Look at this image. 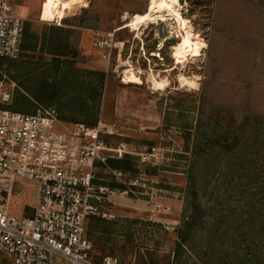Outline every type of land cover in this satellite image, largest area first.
Instances as JSON below:
<instances>
[{
  "label": "rangeland",
  "instance_id": "obj_1",
  "mask_svg": "<svg viewBox=\"0 0 264 264\" xmlns=\"http://www.w3.org/2000/svg\"><path fill=\"white\" fill-rule=\"evenodd\" d=\"M36 1L33 49L1 65L0 106L52 107L59 132L115 129L124 152L110 162L132 167L119 181L110 162L100 170L110 190L86 221L95 260L264 264V0H158L156 11L151 0H77L63 15ZM108 34L104 58L94 41ZM36 194L35 182L0 176L10 217L31 215Z\"/></svg>",
  "mask_w": 264,
  "mask_h": 264
},
{
  "label": "built area",
  "instance_id": "obj_2",
  "mask_svg": "<svg viewBox=\"0 0 264 264\" xmlns=\"http://www.w3.org/2000/svg\"><path fill=\"white\" fill-rule=\"evenodd\" d=\"M25 20L9 0H0V60L22 53ZM104 58L114 47L113 35L94 41ZM5 101V98L3 99ZM0 103L2 101L0 100ZM52 107L32 114L0 108V176L37 185L36 205L29 216L10 217L0 204V253L9 264H118L94 258V242L86 221L100 215L109 187L100 176L110 159L121 157L122 144L112 147L115 129L98 122L76 123L68 133L56 130ZM117 181L124 172L113 170Z\"/></svg>",
  "mask_w": 264,
  "mask_h": 264
},
{
  "label": "trees",
  "instance_id": "obj_3",
  "mask_svg": "<svg viewBox=\"0 0 264 264\" xmlns=\"http://www.w3.org/2000/svg\"><path fill=\"white\" fill-rule=\"evenodd\" d=\"M57 29V28H56ZM34 37V34L33 33H30L28 27H26L24 29V34H23V40H22V53L21 55L27 53V52H30L32 51L33 49V46H32V38ZM30 42V43H29ZM58 52V53H57ZM54 54L55 55H60L61 56V53H59V51H54ZM13 62V59H2L0 60V67L3 63H7V64H11ZM1 109H6L5 106H0ZM13 111H17V112H21V113H26V114H31L32 112H25V111H22L20 109H12ZM59 116V115H58ZM59 118V117H58ZM84 124L88 125V126H94L96 124V121L95 122H84ZM111 169L113 170H120L124 173H127L129 171H131V167H132V164L130 163V161L125 158V159H120V160H117V161H111L110 162V165ZM121 188H123L121 186ZM186 226H188V228H190L191 225H187L186 223ZM89 237V236H88ZM179 243L177 244L178 247L181 246V240H184L183 238V233L182 232H179Z\"/></svg>",
  "mask_w": 264,
  "mask_h": 264
},
{
  "label": "bare ground",
  "instance_id": "obj_4",
  "mask_svg": "<svg viewBox=\"0 0 264 264\" xmlns=\"http://www.w3.org/2000/svg\"><path fill=\"white\" fill-rule=\"evenodd\" d=\"M56 3L58 2L60 4V8H61V12L60 15H63L64 11L69 9L71 7L72 4H74L77 0H55ZM151 6L155 8L154 11L160 9V8H164L166 9V4L163 2H160L158 0H151ZM154 13V12H153ZM163 16V15H162ZM165 18L166 19H170L171 18V14L166 13L165 14ZM145 17L142 15H137L135 18V22L133 23L134 25V29H137V24L138 22L144 21ZM186 52H193L194 54H197V51H195L192 47H188ZM193 55V54H192ZM159 80V79H158ZM167 83V82H166ZM169 83V82H168ZM181 84L182 86H190V87H196L197 83L195 80H191V79H187V78H183L181 80ZM157 89H164L165 87V81H157V79H153V84ZM153 86V87H154ZM154 89V88H153ZM156 89V90H157Z\"/></svg>",
  "mask_w": 264,
  "mask_h": 264
},
{
  "label": "crops",
  "instance_id": "obj_5",
  "mask_svg": "<svg viewBox=\"0 0 264 264\" xmlns=\"http://www.w3.org/2000/svg\"><path fill=\"white\" fill-rule=\"evenodd\" d=\"M14 12L25 20V28L28 27V22H32L35 17H39V5L36 0H26L25 4L22 5H12ZM42 20V19H41ZM30 31V30H29ZM31 33V31H30ZM29 53V52H27Z\"/></svg>",
  "mask_w": 264,
  "mask_h": 264
}]
</instances>
